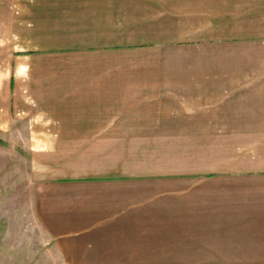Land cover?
I'll use <instances>...</instances> for the list:
<instances>
[{"label":"crops","instance_id":"1","mask_svg":"<svg viewBox=\"0 0 264 264\" xmlns=\"http://www.w3.org/2000/svg\"><path fill=\"white\" fill-rule=\"evenodd\" d=\"M34 4L45 38L0 48V135L22 89L97 137L48 154L64 264H264V0Z\"/></svg>","mask_w":264,"mask_h":264},{"label":"rangeland","instance_id":"2","mask_svg":"<svg viewBox=\"0 0 264 264\" xmlns=\"http://www.w3.org/2000/svg\"><path fill=\"white\" fill-rule=\"evenodd\" d=\"M8 1L0 0V48L6 47L4 38L9 32L16 48H22L21 37L27 47H37V38H45L36 34L39 19L36 4L31 6L37 0ZM19 92L20 102L12 109L14 126L0 135V264H64L38 218L43 185L47 187L56 175L52 154H48L54 147H95L97 137L54 135L60 130L42 117H55L58 112L29 110L35 106L22 89Z\"/></svg>","mask_w":264,"mask_h":264}]
</instances>
